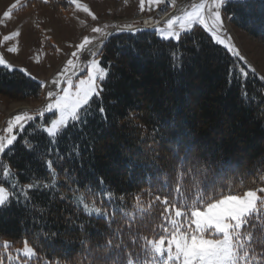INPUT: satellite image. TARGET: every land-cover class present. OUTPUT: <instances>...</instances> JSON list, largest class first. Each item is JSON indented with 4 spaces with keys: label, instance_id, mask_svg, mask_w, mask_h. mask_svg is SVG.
I'll return each instance as SVG.
<instances>
[{
    "label": "trees",
    "instance_id": "obj_1",
    "mask_svg": "<svg viewBox=\"0 0 264 264\" xmlns=\"http://www.w3.org/2000/svg\"><path fill=\"white\" fill-rule=\"evenodd\" d=\"M34 5L58 12L71 6L66 0H28L23 8ZM232 13L237 17L232 25L264 45V0L229 4L224 14ZM98 59L103 66L110 62L114 74L105 84L107 120L97 112L53 143L37 127L52 119L45 114L16 130L12 150L2 153L20 184L38 180L41 187L30 190V201H13L0 212V263L7 264L25 241L36 252L28 264H125L129 253L143 259L141 237L159 234L163 206L156 203L143 218L124 216L136 195L148 205L155 195H168L180 176L185 187L204 183L234 192L264 187V78L202 26L179 41L163 40L152 30L113 34ZM0 95L41 100L43 86L19 69L0 66ZM112 100L119 101L115 109ZM48 159L57 173L53 188L43 187L53 179ZM81 194L107 216L88 215ZM255 233L261 235L258 225ZM5 240L11 250L2 247Z\"/></svg>",
    "mask_w": 264,
    "mask_h": 264
},
{
    "label": "snow or ice",
    "instance_id": "obj_2",
    "mask_svg": "<svg viewBox=\"0 0 264 264\" xmlns=\"http://www.w3.org/2000/svg\"><path fill=\"white\" fill-rule=\"evenodd\" d=\"M43 2L47 4L49 0ZM247 2L248 0H199L198 3L191 5L190 10L183 9L180 14L172 15L163 26L155 27L154 31L163 40L179 41L183 34L190 33L195 26H202L211 33L216 43L224 45L228 51L243 60L244 57L240 55L235 44L231 43V36L226 33L224 9L229 4L244 5ZM20 3L21 0H16L11 9L16 8ZM67 3L75 5L92 20L97 19L87 4H82L79 0H67ZM145 4L148 5L149 10L166 5L161 11L167 15V6H175L176 0H140V11L145 10ZM11 9L4 12L5 17L12 15ZM233 19H237L234 13L227 16L228 21ZM145 23L147 24V21ZM107 27L108 25L93 27L92 32L98 36L95 38L84 36L82 42L75 46L73 57L79 59L83 53L88 55L86 67H78L73 59H68L63 71L52 81L57 91L47 92L48 102L43 108L34 113L22 111L7 121V128L3 130L7 135L0 134V153H4L6 149L12 150L10 146L17 140V135L13 134L14 129L23 131L26 124L36 122L38 118L45 117L46 113H52L55 117L50 119V126L37 127L45 132L53 143H58L69 128L86 125L89 117L97 112L102 120H107L108 109L103 105L105 84L114 74L110 62L107 66H103L98 59L103 53L108 38L113 35V32L106 30ZM118 30L140 31L133 29L131 25H125ZM20 35V31H13L10 35H5L3 40L11 41ZM7 51L17 53V47H8ZM174 60H178L175 54ZM0 66L8 70L13 67L3 54H0ZM21 71L31 75L26 69ZM78 72H85V75L80 77ZM247 75V72L241 70V77ZM61 84L64 86L61 87ZM242 94L246 95L243 92ZM97 102L100 106L94 110L93 104ZM109 103L115 109L119 101L112 100ZM23 143L30 151L36 147L27 139ZM73 148L75 150L73 158H75L79 155V148L76 145ZM53 164L51 159L46 161L47 169L53 179L43 185L45 188H53L57 184V173ZM99 180L101 184L104 183L102 178ZM182 180L183 176H180L177 186L163 198L157 194L151 203L145 205L141 196L136 195L133 209L122 210L126 217L143 218L151 214L154 205L159 203L163 206L160 218L164 221L163 224L157 225L158 235H154L153 238L141 237L144 258L133 259L129 253L125 264H264V195L258 194L264 193V187L234 192L231 187L225 191L204 183L185 187ZM164 185L168 187L167 181H164ZM40 187L38 180H32L26 185L20 184L12 173L10 165L0 161V212L9 208L13 201L18 204L30 201V190ZM148 194L152 195L151 192ZM106 195L108 200L114 199L111 191ZM78 199L88 215L107 216V212L96 206L95 202L89 205L83 194ZM120 199L123 200V197ZM253 221L261 229L259 236L255 233L256 225ZM106 243L111 245L112 241ZM257 244L261 245V250L256 249ZM2 247L11 250L12 245L5 242ZM114 247L119 248L121 245ZM15 251L26 259L36 256L34 248L26 241L22 249ZM113 264L119 262L114 261Z\"/></svg>",
    "mask_w": 264,
    "mask_h": 264
},
{
    "label": "rangeland",
    "instance_id": "obj_3",
    "mask_svg": "<svg viewBox=\"0 0 264 264\" xmlns=\"http://www.w3.org/2000/svg\"><path fill=\"white\" fill-rule=\"evenodd\" d=\"M27 2L28 0H21L16 8L11 9L16 0H0V54H3L5 59L13 65L12 69H26L27 73L31 74L29 76L43 82L46 104L48 102L47 92L57 91L52 81L63 71L68 59H73L78 67H86L88 55L83 53L77 59L72 56V53L76 51L75 46L82 42L84 36L90 38L98 36L92 32L93 27H103L104 24L90 23L92 18L82 10L77 9L75 5H71L68 10L63 9L62 12H58L45 6L34 5L27 9L23 8ZM79 2L87 4L97 17L118 16L104 19L105 21L132 17L135 15L134 12L140 10V0H89L88 3L86 0H79ZM192 4L185 9L190 10ZM155 8L149 10L148 5L145 4L147 13H151ZM9 9H11L12 15L5 17L4 12ZM224 19L226 33L231 36V43L235 44L240 55L244 57L243 62L264 76V45L231 24V29L228 30L225 15ZM70 25L74 30H70ZM13 31H20L21 35L11 41H4L3 37L10 35ZM12 46L17 47V53L7 51V48ZM235 57L240 59L238 56ZM60 59H63L60 65L51 75H48L50 69ZM78 75L83 77L85 72H78ZM63 86L61 84V87ZM43 101L33 99L13 101L0 95V134L7 135L3 130L7 128V121L12 116L22 111L34 113L45 106ZM27 106L31 107V110H24ZM46 114L52 116V113ZM51 118L55 117L52 116ZM47 126H50V123L44 127ZM13 134L16 135V129L13 130ZM1 156L2 153H0V161H2ZM5 242L9 243V240H5ZM15 250L7 257V264H28L30 258H24L21 253ZM0 264H4L3 261Z\"/></svg>",
    "mask_w": 264,
    "mask_h": 264
},
{
    "label": "built area",
    "instance_id": "obj_4",
    "mask_svg": "<svg viewBox=\"0 0 264 264\" xmlns=\"http://www.w3.org/2000/svg\"><path fill=\"white\" fill-rule=\"evenodd\" d=\"M183 0H176L175 6H167L168 14L165 15L161 8L166 7V5H161L159 8L154 11L150 16H145L139 14L131 18H122L115 21V29L122 28L125 25H131L133 29H149L160 23L162 20L166 19L173 13L177 12L179 9V2ZM147 21V24L145 23ZM128 31V30H125Z\"/></svg>",
    "mask_w": 264,
    "mask_h": 264
},
{
    "label": "crops",
    "instance_id": "obj_5",
    "mask_svg": "<svg viewBox=\"0 0 264 264\" xmlns=\"http://www.w3.org/2000/svg\"><path fill=\"white\" fill-rule=\"evenodd\" d=\"M86 2L88 3L89 0H86ZM137 12H140V10H138ZM137 12H134V13H137ZM114 17H118V16H113V17L112 16H109V15H107V16H100V17H97L96 20H91L90 23H99V24H104V26H105V25H109V23L107 21H105L104 19H110V18H114ZM107 29H108V27H107ZM70 30H74V28L71 25H70ZM62 60L63 59L58 60L57 64L50 69L48 75H51L54 72V70L60 65V63L62 62Z\"/></svg>",
    "mask_w": 264,
    "mask_h": 264
}]
</instances>
